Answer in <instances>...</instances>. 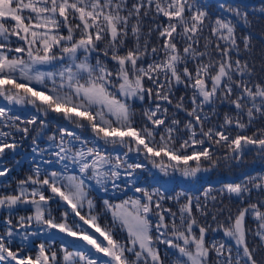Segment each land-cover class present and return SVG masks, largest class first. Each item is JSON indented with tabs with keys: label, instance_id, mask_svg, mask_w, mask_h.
<instances>
[{
	"label": "snow or ice",
	"instance_id": "snow-or-ice-1",
	"mask_svg": "<svg viewBox=\"0 0 264 264\" xmlns=\"http://www.w3.org/2000/svg\"><path fill=\"white\" fill-rule=\"evenodd\" d=\"M258 20L264 0H0V264H264Z\"/></svg>",
	"mask_w": 264,
	"mask_h": 264
},
{
	"label": "trees",
	"instance_id": "trees-1",
	"mask_svg": "<svg viewBox=\"0 0 264 264\" xmlns=\"http://www.w3.org/2000/svg\"><path fill=\"white\" fill-rule=\"evenodd\" d=\"M244 3L248 4V5H251V6H256L257 8L261 5L262 3V0H243ZM264 27V20H258L255 24V29L257 32H259V30ZM257 47H259V45H257ZM182 93H177V95H181ZM181 116H183V114L181 113L180 114ZM257 126H260L259 124H257ZM253 129H249V134L251 133ZM84 135H88V132L85 131L83 133ZM25 144H27V142H25ZM253 157L251 155H249L248 157H246V160H247V163H245L244 165H242L240 168L238 169H234V170H227V169H222L220 171H217V172H214V173H211L209 175L208 178L205 179V183H214L215 185H217V187H219L223 182L225 181H230V180H233V179H236L238 176L244 174V173H248V172H254L256 170H258L261 165L259 162H253ZM27 167V159L25 158V160L21 163V166L18 167L13 173H12V176L13 178H16L18 176H22L23 173H24V169ZM0 179H3V178H0ZM180 187H184V185H180ZM131 194V193H129ZM93 195L97 198V207H98V210H99V207L102 203V201L100 200V197L101 196H104V198H108L109 196H111V193L109 194H102V193H99V192H94ZM119 195V194H117ZM253 199H255V195L253 196ZM115 202V201H114ZM224 203L225 205H228V200H227V197L224 198ZM167 206V204H166ZM238 205L233 203L231 205V207L233 208V210H235V208L237 207ZM53 207V210L56 211V205L53 203L52 205ZM57 215H58V212H57ZM108 219H110V217H108ZM247 219V222L249 224L252 223L251 219L250 218H246ZM201 220V223L204 222V219L203 218H200ZM105 221L104 219L102 218L101 220V223L103 224ZM209 223H211V220L209 218L208 220ZM98 235V234H97ZM223 233L222 232H218L215 234V236L217 238H220L222 237ZM212 234L209 233V237L208 238H211ZM102 239V238H101ZM79 243H83V242H79Z\"/></svg>",
	"mask_w": 264,
	"mask_h": 264
}]
</instances>
